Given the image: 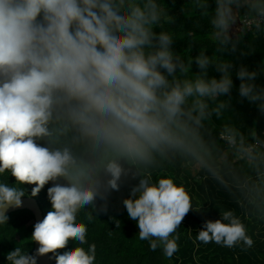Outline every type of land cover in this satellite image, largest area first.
I'll list each match as a JSON object with an SVG mask.
<instances>
[{"label": "clouds", "instance_id": "9594fccd", "mask_svg": "<svg viewBox=\"0 0 264 264\" xmlns=\"http://www.w3.org/2000/svg\"><path fill=\"white\" fill-rule=\"evenodd\" d=\"M180 12L206 40L177 35L184 22L167 0H0V226L22 205V185L36 196L52 182L51 210L33 225L39 247L16 246L5 264L48 253L95 264L77 214L129 179L123 204L139 239L171 260L177 228L200 210L177 170L236 205L203 221L196 247L253 248L244 218L264 219V134L245 129L233 92L264 115V59L242 60L264 40V0H184ZM70 239L77 246L65 248Z\"/></svg>", "mask_w": 264, "mask_h": 264}, {"label": "trees", "instance_id": "16d2710c", "mask_svg": "<svg viewBox=\"0 0 264 264\" xmlns=\"http://www.w3.org/2000/svg\"><path fill=\"white\" fill-rule=\"evenodd\" d=\"M167 2L172 12L177 15L178 22H184L183 28L177 26L178 36H184L186 30H191L196 39L206 40L207 33L203 28L195 26V18L187 20L180 12L184 0H167ZM201 23L203 24V21ZM186 46L183 40L176 42L178 50ZM254 46L256 47L255 52L242 57L243 62L249 67H254L264 59V40L257 41ZM184 50L187 51L186 48ZM196 54L197 50L193 49L192 55ZM193 70H197L195 65H193ZM233 79L238 85L239 80L235 77ZM233 105L239 118L243 120L245 129L255 127L258 133L264 134V115L254 105L247 101L242 102L235 91L233 92ZM175 174L177 179L185 182L193 207L200 209H190L177 228L176 234L180 237L178 253L168 260L160 249L152 251L148 241L139 239L137 223L128 217L123 204V200L129 195L131 186L137 182L129 179L121 183L119 190L110 191L106 200L97 198L95 210L89 206L81 209L77 214V218L87 226L89 243H95L97 246L95 264H264V219L255 214H249L244 218L248 232L255 241L253 248L243 250L237 246L229 249L214 243L200 244L199 248L196 247L193 240L203 221L218 218V208H233L236 205L225 192L218 190L211 182L198 181L191 174H182L179 170ZM8 180L14 183L15 177L9 176ZM50 186H52L51 181L36 196H33L39 201L44 217L51 210L47 195V189ZM22 187L26 191L24 196L26 197L31 196V190L35 185L24 184ZM89 214H91V219H89ZM7 216L9 217L7 224L0 226V264H5V254L16 246L29 249L30 254L35 252V241H31L35 224L33 212L25 209ZM75 246L77 242L70 239L65 248ZM61 250L63 249L57 251ZM54 260L53 255L52 264Z\"/></svg>", "mask_w": 264, "mask_h": 264}, {"label": "water", "instance_id": "95a60500", "mask_svg": "<svg viewBox=\"0 0 264 264\" xmlns=\"http://www.w3.org/2000/svg\"><path fill=\"white\" fill-rule=\"evenodd\" d=\"M22 205L20 207H9L6 211V215L17 212L19 210L28 209L33 212L35 216V223L38 221H42L44 218L43 210L39 201L33 196L22 197ZM39 247L38 242H35V251ZM38 264H52V254H44L42 256H38Z\"/></svg>", "mask_w": 264, "mask_h": 264}, {"label": "bare ground", "instance_id": "6f19581e", "mask_svg": "<svg viewBox=\"0 0 264 264\" xmlns=\"http://www.w3.org/2000/svg\"><path fill=\"white\" fill-rule=\"evenodd\" d=\"M44 214V213H43ZM52 254V253H51ZM52 257H53V255H52Z\"/></svg>", "mask_w": 264, "mask_h": 264}, {"label": "rangeland", "instance_id": "374dc122", "mask_svg": "<svg viewBox=\"0 0 264 264\" xmlns=\"http://www.w3.org/2000/svg\"><path fill=\"white\" fill-rule=\"evenodd\" d=\"M23 238V237H22Z\"/></svg>", "mask_w": 264, "mask_h": 264}]
</instances>
